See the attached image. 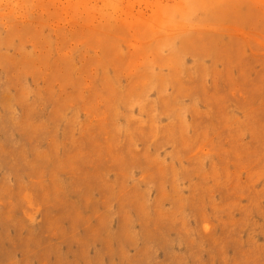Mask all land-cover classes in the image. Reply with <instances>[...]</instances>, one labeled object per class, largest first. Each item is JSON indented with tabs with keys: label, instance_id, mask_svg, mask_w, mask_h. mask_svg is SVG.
<instances>
[{
	"label": "rangeland",
	"instance_id": "rangeland-1",
	"mask_svg": "<svg viewBox=\"0 0 264 264\" xmlns=\"http://www.w3.org/2000/svg\"><path fill=\"white\" fill-rule=\"evenodd\" d=\"M0 264H264V0H0Z\"/></svg>",
	"mask_w": 264,
	"mask_h": 264
}]
</instances>
